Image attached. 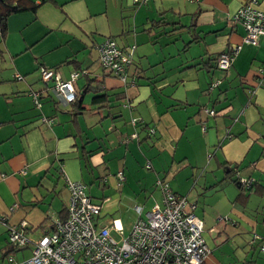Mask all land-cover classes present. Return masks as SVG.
Masks as SVG:
<instances>
[{
    "label": "crops",
    "instance_id": "obj_1",
    "mask_svg": "<svg viewBox=\"0 0 264 264\" xmlns=\"http://www.w3.org/2000/svg\"><path fill=\"white\" fill-rule=\"evenodd\" d=\"M249 2L48 0L36 12L12 15L8 34L21 29L22 41L8 42L7 34L2 44L19 84L0 80V217L8 225L26 221V236L37 242L53 231L54 219L64 216L69 179L93 182L100 189L102 198L93 197L101 205L99 226L120 220L125 230L118 189H134L136 205L148 212L163 205L158 181L179 194L183 186L177 181L188 179L189 172L216 168L204 178L212 184L210 193L223 192L232 204L231 215L218 223L227 240L249 235L245 243L253 248V234L264 236V86L259 84L264 36L258 45L243 44L246 31L234 22ZM256 7L264 12V0ZM108 38L125 52L134 48L126 82L100 64L97 46ZM241 43L231 67L219 69L217 57ZM40 67L54 70L64 81L80 72L74 88L86 110L75 116L72 103L52 90L54 83L43 82ZM97 87L102 90L95 94L92 88ZM96 96L106 100L94 105ZM133 119L139 120L136 126ZM129 135L136 138L124 143ZM225 166L233 169L230 175ZM119 172L125 177L120 187ZM238 176L253 178L255 191L241 190ZM1 224L0 264H9L5 259L16 252L13 258L22 263L32 246L6 248L8 230ZM209 250L206 264H222Z\"/></svg>",
    "mask_w": 264,
    "mask_h": 264
},
{
    "label": "built area",
    "instance_id": "obj_2",
    "mask_svg": "<svg viewBox=\"0 0 264 264\" xmlns=\"http://www.w3.org/2000/svg\"><path fill=\"white\" fill-rule=\"evenodd\" d=\"M149 1L134 0L136 4ZM257 4L258 0H250L234 17V22L241 24L246 31L242 38L243 44L258 45L259 38L264 36V12L257 9ZM242 43L231 46L217 57L219 69L227 71L231 67ZM97 50L103 69L126 82L133 63L134 48L132 52H124L114 39L108 38L97 46ZM40 70L43 82H53L52 90L65 102L72 103L76 100L74 82L80 77V72H73L71 80L64 81L54 70L45 67H40ZM135 82L134 76L130 84ZM260 84L263 86L264 80ZM35 97L37 106H40L38 93ZM207 112L215 116L214 111ZM43 121L52 123L46 117H43ZM138 121L133 119L132 124L136 126ZM206 129L203 125L204 132ZM134 138L136 135L124 140V143ZM117 178L120 187L125 182L123 172H119ZM237 181L247 189L255 183L253 178L240 176ZM157 185L163 193V205H155L148 212L144 211V206L136 205L134 211L137 219L128 236H125L120 220L99 226L101 206L95 204L89 196L88 186L84 182L68 179L70 202L67 218L54 219L55 230L37 242L26 237L25 231L29 227L26 221L20 222L18 226L8 225L7 218L0 217V222L7 226L9 241L15 248L32 246V255L28 259L22 263H13L10 258V264H203L210 250L203 237L204 222L196 215L197 205L189 203L186 197L174 194L168 182L158 181ZM224 221L233 224L229 218ZM113 232L121 238L115 239ZM250 243L258 245L264 251V237L254 233Z\"/></svg>",
    "mask_w": 264,
    "mask_h": 264
},
{
    "label": "rangeland",
    "instance_id": "obj_3",
    "mask_svg": "<svg viewBox=\"0 0 264 264\" xmlns=\"http://www.w3.org/2000/svg\"><path fill=\"white\" fill-rule=\"evenodd\" d=\"M9 40L12 43H17L18 45H20L22 41L21 29H12L8 34L7 41L9 42ZM0 48V80L9 81L5 82L8 84L18 85L19 83L13 80L15 75L13 60L8 52L4 54L2 46H0ZM131 137L132 135L126 136L123 138V140H127ZM215 169L216 168H214L213 170L206 169L203 173H201L200 171L199 175H194V173L190 174L189 172L188 179H184V181H177L178 186H183L182 189L177 191V193H179L177 195L186 197L190 203H198L197 214L201 216L205 221V230L203 236L208 246L212 250L213 257L216 260L220 261L222 264H241L242 260L245 259L247 255L248 258H251V256L254 257V254L257 252V254L255 255L256 259H258L259 262L264 263V254H259L258 249L252 248L249 244L246 245L245 240H249V235H245L242 237L240 236L238 237V239L236 238L232 240L230 238L227 240L228 234L225 230L224 225L218 223L221 217L231 215L232 204L230 199H228L227 201L223 192L210 193V191H213L211 190L212 184L206 182L205 179H209L211 177V170L213 173L216 172ZM223 172L224 169L220 171L221 174H223ZM99 182L101 183L102 181ZM86 185L88 186L87 191L89 195H91V197L100 199L102 198L100 189L95 186L93 182H88L86 183ZM155 185L156 189H160L157 184ZM127 187L128 186L125 185L124 188L120 190L118 189V191H121V193L120 196H117L118 203L120 204V213H122L121 216L125 220V236H128L129 232L131 231L132 222L137 218L134 207L137 204L136 197L138 195V193L134 192V189H131L130 191L127 189ZM235 188L238 189L236 185L234 186V189ZM142 200L140 199L139 202H142ZM150 206L151 205H149L148 207ZM146 210L150 209L146 208ZM1 226L3 225L1 224ZM6 237L7 240L3 241V245L6 244V248L8 247V245L9 248L14 247L8 239V234H6ZM31 237L34 239L33 235H31ZM113 237L117 240L121 238L114 232ZM27 238L32 241L30 237ZM240 243H243L245 245V251L243 250V247L240 246ZM2 251H0V258L2 255ZM16 253L17 254H14L13 256H18L20 252ZM13 256L9 254V256L5 260L8 261L9 264L11 262H17L16 258L14 257V259ZM10 258H12L11 262L9 261Z\"/></svg>",
    "mask_w": 264,
    "mask_h": 264
},
{
    "label": "trees",
    "instance_id": "obj_4",
    "mask_svg": "<svg viewBox=\"0 0 264 264\" xmlns=\"http://www.w3.org/2000/svg\"><path fill=\"white\" fill-rule=\"evenodd\" d=\"M37 1H40V3H38ZM47 1L48 0H0V46H2V44L4 43V41H5L6 37H7V34H8V26H9L8 25V22H9V18L12 15L21 14V13H25V12H36L39 9V7L41 5H43V4H45ZM41 79H42V77H41ZM260 79L264 80V76L261 77ZM92 89L94 90V93L95 94L100 93V91L102 90V88H98V87L97 88H92ZM103 100H106V97H104V96H96L93 99V104L96 105L97 103H100ZM72 105L74 107V111H76L74 113L75 116L76 115L78 116L81 112H83L84 110H86V107L83 104L82 97H78V95H77L76 100L74 102H72ZM230 136H231L230 131H227L226 138H228ZM147 167L150 168L149 165ZM225 171L226 172H229V175H230L233 172V169H231L229 166H225ZM105 183H107V182H104V184ZM235 183H237L239 186H241L238 183L237 180L235 181ZM240 188H241V190L243 189L242 186ZM251 190L252 191L253 190L255 191V188L252 187L250 189V191ZM89 196H91V195H89ZM91 198H92V200H93V202L95 204L101 206L100 204H98V203H96L94 201L93 197H91ZM67 215H68V211L66 209L65 212H64V216H60L61 217L60 219L61 220H65L67 218ZM41 227L44 228L43 226H41ZM52 230H55L54 225L52 226ZM262 237H264V236H262ZM256 246L258 247V245H256ZM253 248H254V245H253ZM14 249H15L14 251L17 250V248H15V247H14ZM259 252L264 253V251H261V250ZM203 264H206V261ZM241 264H264V263H260V262H258L257 259H254V257H252L250 259H245Z\"/></svg>",
    "mask_w": 264,
    "mask_h": 264
}]
</instances>
